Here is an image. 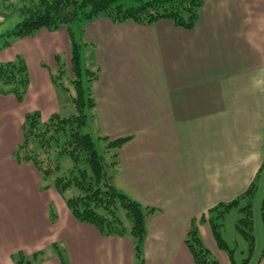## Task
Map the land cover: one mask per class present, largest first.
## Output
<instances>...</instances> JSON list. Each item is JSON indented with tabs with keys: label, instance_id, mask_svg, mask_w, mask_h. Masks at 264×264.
Wrapping results in <instances>:
<instances>
[{
	"label": "crops",
	"instance_id": "crops-1",
	"mask_svg": "<svg viewBox=\"0 0 264 264\" xmlns=\"http://www.w3.org/2000/svg\"><path fill=\"white\" fill-rule=\"evenodd\" d=\"M86 37L100 67L97 132L133 136L120 149L117 182L160 209L147 219L145 264H196L185 244L192 219L264 175V0H204L190 29L169 19L141 25L100 17L87 24ZM58 53L69 63L66 29H42L0 52V62L23 55L31 76L22 102L0 94V264L42 249L37 264H61L55 242L67 248L70 264H133L130 238L103 236L75 219L55 188L39 190L35 166L13 157L26 113L39 110L46 120L62 111L51 79ZM199 231L231 264L210 224L201 222Z\"/></svg>",
	"mask_w": 264,
	"mask_h": 264
},
{
	"label": "trees",
	"instance_id": "trees-1",
	"mask_svg": "<svg viewBox=\"0 0 264 264\" xmlns=\"http://www.w3.org/2000/svg\"><path fill=\"white\" fill-rule=\"evenodd\" d=\"M203 3L204 0H37L22 6L21 20L11 30L0 34L1 52L12 47L17 39L33 37L42 29L67 30L69 63L61 54H56V72L51 74V79L59 99L60 93L65 92L74 111L69 114L59 111L46 120L42 119L39 110L26 113L21 128L22 140L13 157L19 164L32 163L40 174L39 190L43 192L55 188L75 219L95 226L103 236L130 238L134 251L133 264H145L147 219L160 209L129 196L114 184L120 149L133 136L111 138L98 134L95 137L85 130L96 122L93 84L100 77V67L88 63L93 44L87 40L86 26L100 17H107L114 23L134 22L141 25L169 19L179 27L190 29L195 26ZM86 50L87 59H83L82 52ZM30 82L29 67L23 55L0 62V94H13L22 102ZM97 140L102 144V150ZM65 156L72 160L68 169L63 166ZM262 171L264 162L259 175ZM257 178L233 200L221 202L200 218L192 219L185 244L196 264H219L201 238L199 225L203 221L209 222L219 247L228 252L232 264L251 262L257 244L254 233V200L259 190ZM233 209L239 213L236 230L247 243V254L240 262L236 260V248L223 236L226 217ZM49 213L51 221L55 222L58 212L52 204ZM260 214L264 227V197L261 199ZM51 249L61 264H70L64 245L55 242ZM46 251L42 249L31 255L19 251L12 258L15 264H37L44 260ZM263 255L264 241L260 258Z\"/></svg>",
	"mask_w": 264,
	"mask_h": 264
},
{
	"label": "rangeland",
	"instance_id": "rangeland-1",
	"mask_svg": "<svg viewBox=\"0 0 264 264\" xmlns=\"http://www.w3.org/2000/svg\"><path fill=\"white\" fill-rule=\"evenodd\" d=\"M33 1L37 0H0V34L5 33L8 30H11L12 28L15 27V25L21 20V15H20V8L24 5L30 4ZM87 27V26H86ZM2 52V51H1ZM87 50L82 52V57L83 59H87ZM18 55V54H17ZM16 55V56H17ZM15 56V57H16ZM88 63L90 65H95L94 63V51L89 50V61ZM69 73L71 74L70 67H69ZM72 75V74H71ZM67 94L65 92L60 93V99H61V105H62V112L64 114H69L74 111L73 105L67 100ZM97 122V120H96ZM96 122L94 124H91L90 126L86 127L87 132H92V134L97 137L99 134L96 129ZM97 144L100 150H102V144L100 143L99 140H97ZM63 166L65 169H68L72 166V160L69 156L63 157ZM114 184L117 186L118 189L123 190L125 193L130 195L128 191H126L120 184H118L117 179L115 177L114 179ZM259 191L258 194L255 198V211H256V224H255V236H256V242L258 240V247L257 251L254 254L253 258L251 259V264H256L258 261V257L260 258V250L258 251L259 246L261 245V248L263 246V240L260 238L263 232V225L260 227V222H259V214H258V206L259 202L261 201L262 197H264V175L261 177L259 181ZM131 196V195H130ZM53 207L56 208L55 205ZM57 211V208H56ZM58 212V211H57ZM50 214V213H49ZM239 217V213L236 209H233L226 217L225 220V226L223 228V236L224 238L229 242L231 246L236 248V260L240 262L245 255L247 254V243L244 240V238L238 233L236 230L235 223ZM208 224L209 222L206 221ZM201 235V233H200ZM205 246L210 250L212 255L217 258L219 261V264H224L222 260L218 259L214 252L208 247L207 243L204 241L203 237L201 236ZM221 251H223L227 258L229 257L228 252L225 249L221 248ZM257 253L259 254L257 257ZM230 260V257L228 258ZM261 259V258H260ZM231 262V260H230ZM232 264V263H231Z\"/></svg>",
	"mask_w": 264,
	"mask_h": 264
}]
</instances>
